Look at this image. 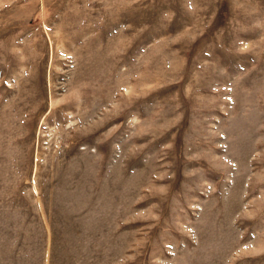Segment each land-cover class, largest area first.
Returning a JSON list of instances; mask_svg holds the SVG:
<instances>
[{
  "label": "rangeland",
  "instance_id": "rangeland-1",
  "mask_svg": "<svg viewBox=\"0 0 264 264\" xmlns=\"http://www.w3.org/2000/svg\"><path fill=\"white\" fill-rule=\"evenodd\" d=\"M0 264H264V0H0Z\"/></svg>",
  "mask_w": 264,
  "mask_h": 264
}]
</instances>
